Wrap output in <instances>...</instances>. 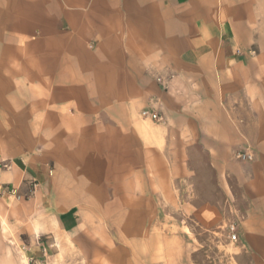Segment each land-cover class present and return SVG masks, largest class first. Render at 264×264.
<instances>
[{
  "label": "crops",
  "instance_id": "1",
  "mask_svg": "<svg viewBox=\"0 0 264 264\" xmlns=\"http://www.w3.org/2000/svg\"><path fill=\"white\" fill-rule=\"evenodd\" d=\"M0 38L1 119L52 136L31 153L1 149L0 187L37 180L35 204L49 200L62 235L127 208L134 230L174 180L210 171L192 213L220 219L216 183L264 264V0H0ZM147 108L162 120H138ZM248 147L255 159L238 161ZM90 154L123 166L95 170Z\"/></svg>",
  "mask_w": 264,
  "mask_h": 264
},
{
  "label": "rangeland",
  "instance_id": "2",
  "mask_svg": "<svg viewBox=\"0 0 264 264\" xmlns=\"http://www.w3.org/2000/svg\"><path fill=\"white\" fill-rule=\"evenodd\" d=\"M1 41L0 38V48ZM1 105L7 106L8 103L0 104V114ZM17 105L14 103V106ZM141 112L142 109L137 112L138 120L159 123L143 118ZM22 122L25 123L23 129L17 128L15 118L4 120L0 117V151L9 149L13 153H31L32 149H40L49 141L52 142V136L29 133L31 129L27 123H31V119L20 120L19 123ZM95 137L88 138L92 154L96 153ZM71 138L73 146H77L78 136ZM253 153L252 160H237L251 162L255 159V151ZM90 158H95V155L90 154ZM8 162L1 160L0 156V171L8 167ZM91 165L95 170L104 166L108 172L112 166L113 170L123 166L122 163L106 160L100 163L96 158ZM53 172L52 162H48V174L53 175ZM215 178V174L208 171L185 180H174L168 198L155 196L157 214L152 220H147L145 215H137L138 222L134 230L124 229L127 208L121 209L115 216L97 213L82 223L84 227H89L87 232L86 228L79 226L63 235L54 228L53 217L48 213L49 200L35 204L40 197L37 180L24 179L25 188L1 185L0 264H256L255 248L248 247L241 235L242 216L233 212L225 213V200L217 190L216 183L211 184L210 192L217 196L214 203L221 207L220 219L213 225H204L192 213L194 204L198 206L206 201L196 198L194 194L203 193L201 188L205 179L213 181ZM12 189L16 191L15 194L10 192ZM34 210L38 211L40 217L33 216ZM36 219H39L38 225L34 223ZM231 225L236 227V241L231 240ZM58 241L62 245H57Z\"/></svg>",
  "mask_w": 264,
  "mask_h": 264
},
{
  "label": "built area",
  "instance_id": "3",
  "mask_svg": "<svg viewBox=\"0 0 264 264\" xmlns=\"http://www.w3.org/2000/svg\"><path fill=\"white\" fill-rule=\"evenodd\" d=\"M141 116L143 118L150 119L152 121H157V122H160L162 120V116H161L160 112H158L154 109H151V108L143 109L141 112ZM235 157L238 160L248 161V160H252L254 158V153H253V150L251 149V147H248L246 149L239 150L235 154ZM10 192H12L14 194L16 193V191L14 189H12ZM230 236H231L232 241L238 240V234L236 233L235 225L230 226Z\"/></svg>",
  "mask_w": 264,
  "mask_h": 264
}]
</instances>
